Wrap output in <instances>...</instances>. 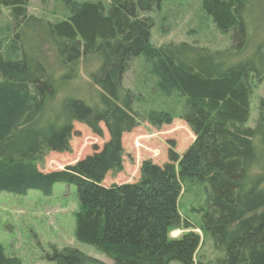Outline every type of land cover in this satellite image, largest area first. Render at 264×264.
<instances>
[{"label":"trees","instance_id":"trees-1","mask_svg":"<svg viewBox=\"0 0 264 264\" xmlns=\"http://www.w3.org/2000/svg\"><path fill=\"white\" fill-rule=\"evenodd\" d=\"M61 1L68 15L49 22L28 14L30 0H0V10H9L15 54L0 47V193L25 196L33 190L49 197L56 184L74 186L75 239L112 264H264V99L255 127H246L252 85L264 79V40L239 59L248 45L250 0H200L217 29L231 33L223 51L185 43L154 47L148 14L161 0ZM139 56L151 63L161 94L184 97L181 118L194 139L182 156L169 149L162 166L143 162L137 182L105 187L108 173L122 172L123 135L142 120L132 111V92L122 86L125 70ZM87 58L100 61L91 74L97 103L66 98L56 109L57 94ZM74 123L99 137L103 124L108 140L62 170L41 172L38 164L48 153L71 151ZM186 179L209 187L200 228L178 213ZM175 229L184 232L171 238ZM198 231L210 235L218 256L195 258ZM48 258L104 264L73 248L54 249ZM0 264L21 262L0 244Z\"/></svg>","mask_w":264,"mask_h":264},{"label":"rangeland","instance_id":"rangeland-1","mask_svg":"<svg viewBox=\"0 0 264 264\" xmlns=\"http://www.w3.org/2000/svg\"><path fill=\"white\" fill-rule=\"evenodd\" d=\"M88 1V0H75ZM100 1L104 5L107 0ZM28 14L49 22L62 21L68 15L61 0H30ZM148 16L153 20L150 43L154 47L185 43L212 51H223L231 45V33H222L213 20L203 11L200 0H161L160 8ZM248 23V45L239 59L248 58L259 43L264 40V0H250ZM11 19L9 10H0V47L7 55L11 51ZM47 55V54H46ZM264 56V52H263ZM100 65L97 58L83 59L77 65V75L57 94L54 104L60 108L66 98H76L88 105L97 103L98 87L91 80ZM122 86L134 97L132 111L142 119L129 134H124L123 169L117 175L108 173L103 186L135 183L140 178L143 162L151 161L162 166L167 162L169 149L182 156L194 137L181 116L185 99L179 92L170 96L161 94L151 63L143 56L132 60L122 78ZM250 99V118L247 128L253 129L258 116V102L264 99V79L253 83ZM169 116L166 122L164 118ZM159 117H163L158 119ZM102 137L94 135L85 125L74 123L69 153H48L38 164L43 172L62 170L68 165L100 150L108 140L103 124ZM178 213L183 220L200 228L207 211L209 187L186 179L181 184ZM78 212V198L74 186L56 184L49 197L30 190L25 196L0 193V244L9 257H16L21 264H55L48 257L53 250L73 248L87 257L104 264H112L105 255L75 239V221ZM184 231L169 232L171 238H178ZM200 246L195 258L210 260L219 254L214 249L209 234L201 233ZM171 264H177L172 262Z\"/></svg>","mask_w":264,"mask_h":264}]
</instances>
